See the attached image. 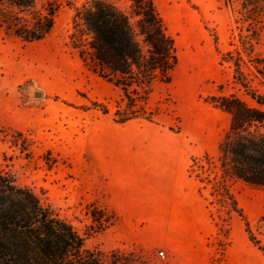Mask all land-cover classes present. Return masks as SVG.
Wrapping results in <instances>:
<instances>
[{
  "label": "rangeland",
  "instance_id": "rangeland-1",
  "mask_svg": "<svg viewBox=\"0 0 264 264\" xmlns=\"http://www.w3.org/2000/svg\"><path fill=\"white\" fill-rule=\"evenodd\" d=\"M55 1L44 39L27 43L0 29V171L32 189L106 262L264 264L238 215L227 235L220 231L218 212L211 207L210 217L187 173L192 156L216 153L229 125L209 97L237 93L252 104L221 61L234 48L238 1L155 0L178 63L169 83L152 85L153 121L123 124L112 121L119 92L87 70L70 44L71 4L83 0ZM261 24L255 51L264 59V14ZM192 52L206 59L198 74ZM253 85L264 91L256 79ZM235 196L264 246V188L239 184Z\"/></svg>",
  "mask_w": 264,
  "mask_h": 264
},
{
  "label": "trees",
  "instance_id": "trees-1",
  "mask_svg": "<svg viewBox=\"0 0 264 264\" xmlns=\"http://www.w3.org/2000/svg\"><path fill=\"white\" fill-rule=\"evenodd\" d=\"M232 1H238V32L229 43L234 48L222 53L221 61L232 68L234 84L252 104L237 93L209 97V103L230 115L229 125L216 153L192 156L187 173L198 183L210 217L211 207L218 212L220 231L227 235L232 215H238L249 240L264 254L235 196L239 184L264 188V91L253 85L256 79L264 88V59L255 51L264 0H227ZM58 8L55 0H0V29L23 42L40 41L52 31ZM71 8V47L87 70L119 92L112 121H153L147 106L152 85L169 83L178 63L174 38L155 2L83 0ZM244 67L252 70L246 73ZM102 107L107 114L108 108ZM0 264L124 263L106 262L99 253L84 249L82 237L68 221L32 189L0 171Z\"/></svg>",
  "mask_w": 264,
  "mask_h": 264
},
{
  "label": "bare ground",
  "instance_id": "bare-ground-1",
  "mask_svg": "<svg viewBox=\"0 0 264 264\" xmlns=\"http://www.w3.org/2000/svg\"><path fill=\"white\" fill-rule=\"evenodd\" d=\"M194 53V52H192ZM204 55H202V52H198V53H194L191 55V57L189 58L188 62L191 63H196L199 67L197 74L201 71L202 65H204ZM204 58V59H203ZM197 59V60H195ZM206 60V59H205ZM206 65V64H205ZM209 65V64H208ZM201 66V67H200ZM204 67V66H203ZM207 67V66H206ZM205 69V68H204Z\"/></svg>",
  "mask_w": 264,
  "mask_h": 264
},
{
  "label": "crops",
  "instance_id": "crops-1",
  "mask_svg": "<svg viewBox=\"0 0 264 264\" xmlns=\"http://www.w3.org/2000/svg\"><path fill=\"white\" fill-rule=\"evenodd\" d=\"M154 2H155V5H156V7H157V4H156V1L155 0H153ZM157 9H158V7H157ZM159 11V10H158ZM160 13V12H159ZM161 15V14H160ZM134 126L133 125H131L130 126V128H133ZM193 181L195 182V191L198 193V183L193 179ZM199 194V193H198Z\"/></svg>",
  "mask_w": 264,
  "mask_h": 264
},
{
  "label": "built area",
  "instance_id": "built-area-1",
  "mask_svg": "<svg viewBox=\"0 0 264 264\" xmlns=\"http://www.w3.org/2000/svg\"><path fill=\"white\" fill-rule=\"evenodd\" d=\"M160 255L163 256V252H160Z\"/></svg>",
  "mask_w": 264,
  "mask_h": 264
}]
</instances>
